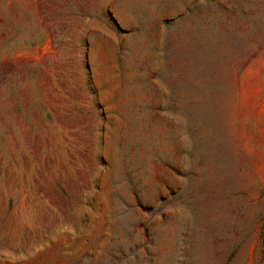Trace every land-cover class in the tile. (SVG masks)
<instances>
[{"label": "rangeland", "instance_id": "1", "mask_svg": "<svg viewBox=\"0 0 264 264\" xmlns=\"http://www.w3.org/2000/svg\"><path fill=\"white\" fill-rule=\"evenodd\" d=\"M0 264H264V0H0Z\"/></svg>", "mask_w": 264, "mask_h": 264}]
</instances>
